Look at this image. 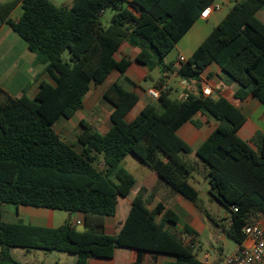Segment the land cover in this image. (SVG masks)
Returning a JSON list of instances; mask_svg holds the SVG:
<instances>
[{
    "label": "trees",
    "instance_id": "obj_1",
    "mask_svg": "<svg viewBox=\"0 0 264 264\" xmlns=\"http://www.w3.org/2000/svg\"><path fill=\"white\" fill-rule=\"evenodd\" d=\"M215 1L0 3V30L10 26L49 77L34 98L26 94L14 98L0 90L5 96L0 99V264H23L10 254L11 247L75 254L76 264L111 258L118 248L136 250L137 264L145 253L171 255L172 264H203L191 245L166 228L169 222L177 223L179 215L162 203L149 209L142 195L134 199L119 231L106 233L105 218L115 216L119 198L128 196L136 182L123 166L128 155L154 170L172 192L188 198L228 237L243 244L246 215L252 209L264 213V134L256 132L251 143L241 139L237 131L246 117L224 97L190 95L181 101L163 91L128 122L126 116L139 97L115 82L103 96V102L112 106V127L106 134L82 120L71 144L54 129L61 117L71 118L83 108L93 84H102L115 70L128 69L129 60L118 62L114 57L123 43L141 49L136 58L140 64L164 69L165 57ZM263 6L264 0L236 3L182 63L179 74L197 79L215 63L225 82L238 85L237 99L252 95L264 105V24L256 16ZM17 7L22 13L15 20L12 14ZM108 9L113 17L105 25L102 16ZM65 51L72 64L64 61ZM199 112L220 122L196 155L207 168L209 193L227 209L229 223L214 218L190 184L194 166L183 155L192 148L177 132ZM6 204L83 213L85 228L79 230L70 222L58 228L6 222Z\"/></svg>",
    "mask_w": 264,
    "mask_h": 264
},
{
    "label": "crops",
    "instance_id": "obj_2",
    "mask_svg": "<svg viewBox=\"0 0 264 264\" xmlns=\"http://www.w3.org/2000/svg\"><path fill=\"white\" fill-rule=\"evenodd\" d=\"M241 1L243 0H216L214 4L223 5L221 10L211 13L208 18L199 17L173 49L176 52V61L170 58V54L165 57L164 69L160 67L150 69L140 64L136 58L141 49L127 42L123 43L114 57L118 62L129 60L131 64L128 69L124 73L115 70L102 84H93L84 97L83 108L71 118L61 117L55 123L54 129L56 133L65 140L71 132L77 129L80 132V123L85 120L99 133L106 134L112 127L110 120L112 107L103 102V96L115 82H120L127 90L136 93L139 97L138 103L126 116L128 122L135 119L147 104L157 101L148 95V90L151 88L162 85L168 86L167 91L170 93V97L172 94H176V98L172 99L179 100L185 93L194 96L201 95L202 86L207 83L215 88L224 86L222 97L245 115L246 120L237 131L241 139L251 143L256 132L264 134V105L252 95L245 100L237 99L235 94L238 85L225 82V74L217 64L209 65L197 79L184 78L179 74L182 63L193 55L212 32L213 28L220 22L223 16L222 10L224 8L230 10L236 3ZM73 3L74 0H71L70 4L66 6H71ZM256 16L264 24V6L257 11ZM12 18L15 20L19 19V17H14L13 14ZM18 49L22 53H19ZM25 51L30 54H27L28 61L22 64V54ZM182 58L185 61H181ZM36 59L37 55L29 51L27 43L23 44L21 40L16 38L15 32L10 26L3 25L0 30V90L14 98H19L24 94L29 98H34L38 93L40 83L49 81V77L45 73V66L42 63H38ZM4 97V94H0L1 100ZM103 103L106 109H104ZM101 114H104L103 119H101ZM219 124L220 122L215 118L199 112L177 132L178 136L192 148V152L184 154L183 157L194 166V172L197 171L202 174L205 179H207V168L197 157L196 150L200 144L211 136ZM138 165L141 166L139 167ZM144 165L132 155H128L123 160V166L135 176L136 182L128 196L119 198L115 216L105 218L106 233L115 235L119 231L134 199L142 195L149 209H154L158 204L162 203L167 209H171L179 215V221L175 224L167 223L166 228L176 233L184 244L191 245L194 250L203 251L202 257H199L203 264H220L226 255L233 253L239 248L237 244L235 250L227 252L226 248L229 247V242L225 231L210 220L188 198L172 192L154 170L151 168L147 170ZM135 169L141 170L140 178L135 175ZM193 180L196 181L194 177ZM8 205L3 206V219L6 222L22 220L27 224L47 228H58L70 222L79 230L80 228H85V215L83 213L67 211L60 213L49 208L24 205H11L13 208H10ZM205 208L214 218L221 222L229 223V212L227 210L222 213L223 215H216L212 213L210 208L206 206ZM120 210L123 213V217L118 219L117 216ZM78 221L81 224H77ZM245 222L247 226H259L264 229V213L252 209L246 215ZM187 228L189 230H186ZM209 249L215 250L214 254ZM27 253L21 250V255L19 256L26 259ZM59 259L61 261L60 264H76L78 256L63 253ZM174 262L175 257L171 255L145 253L140 264H172ZM89 264H137V251L128 248H118L113 257L91 258ZM261 264H264V260Z\"/></svg>",
    "mask_w": 264,
    "mask_h": 264
},
{
    "label": "rangeland",
    "instance_id": "obj_3",
    "mask_svg": "<svg viewBox=\"0 0 264 264\" xmlns=\"http://www.w3.org/2000/svg\"><path fill=\"white\" fill-rule=\"evenodd\" d=\"M5 1H9V0H0L1 2H5ZM53 3H55L57 6H66L70 4L71 0H51ZM223 5H221L222 7ZM230 10H228L227 8H224L222 10V18L221 20L227 15V13ZM22 13V9L21 7H17L14 12H13V16L14 17H19ZM113 17V10L108 9L102 16V21L104 22L105 25H109L111 19ZM220 20V21H221ZM16 38H18L19 40H21V42H23V44L25 43V41L23 39H21V37L19 35H17L15 33ZM19 53H22L19 49H18ZM26 51L22 54V64H24V62H27L28 60V56ZM170 58H172L173 61H176V52L175 51H171L170 53ZM63 59L64 61L72 64V60H71V56L70 53L68 51H65L63 53ZM25 60V61H24ZM171 98H176V94H172ZM107 103V102H104ZM103 103V106H104ZM155 103V102H154ZM108 105H110L109 103H107ZM111 106V105H110ZM112 107V106H111ZM104 109H106V107L104 106ZM105 113V112H102ZM104 115V114H103ZM103 115L101 114V119H103ZM78 129L74 132H71L70 135H68L65 138V141L71 144H74L76 142V138H77V134H78ZM139 167L141 165H138ZM145 168H147V170L149 169V167H147L146 165H144ZM97 167L102 169L103 168V164L99 163L97 164ZM150 170V169H149ZM135 171V175L140 178L141 177V170H134ZM192 178L190 179V184L199 192V197L200 199L203 201V203L205 204V206L207 208H210L212 213L216 214V215H223L222 213L225 212L227 209L216 199L212 198L211 195L209 194V188H210V184L208 179H205V177L202 174H199L197 171L192 173ZM193 177L196 179L193 180ZM14 206V205H13ZM8 207L13 208L11 205H8ZM57 212L60 213H64L65 211H60L57 210ZM118 219H121L123 217V213L120 210L118 212ZM80 230H82L80 228ZM228 242H229V247L226 248V251H233L236 249L237 243L230 237H228ZM205 243V242H204ZM21 250H23L24 252H28L27 253V258H21L19 255ZM209 251L214 254L215 250L209 249ZM10 252L11 255H13L15 257V259H17L18 261H20L23 264H60V256L63 254L62 252H58V251H45V250H30V251H26L22 248H18V247H11L10 248ZM195 252L199 255V257H202L203 255V251L201 250H195ZM69 254V253H68Z\"/></svg>",
    "mask_w": 264,
    "mask_h": 264
},
{
    "label": "built area",
    "instance_id": "obj_4",
    "mask_svg": "<svg viewBox=\"0 0 264 264\" xmlns=\"http://www.w3.org/2000/svg\"><path fill=\"white\" fill-rule=\"evenodd\" d=\"M221 6L217 4L209 5L201 14V18H208L213 12L220 11ZM181 61H185L183 58ZM224 86L215 88L207 83L203 84L201 95L204 97H222ZM168 86H160L148 90V95L158 100L163 91H167ZM190 97L189 93L183 94L179 100L184 101ZM237 211V209H235ZM81 224V222H77ZM246 240L239 248L231 254L226 255L220 264H261L264 260V229L259 226H246L244 228Z\"/></svg>",
    "mask_w": 264,
    "mask_h": 264
}]
</instances>
